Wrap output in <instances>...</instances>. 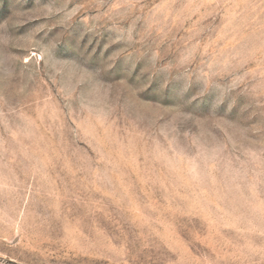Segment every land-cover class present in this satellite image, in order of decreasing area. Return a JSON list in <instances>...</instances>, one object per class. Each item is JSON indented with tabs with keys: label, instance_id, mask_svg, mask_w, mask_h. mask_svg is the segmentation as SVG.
I'll list each match as a JSON object with an SVG mask.
<instances>
[{
	"label": "rangeland",
	"instance_id": "obj_1",
	"mask_svg": "<svg viewBox=\"0 0 264 264\" xmlns=\"http://www.w3.org/2000/svg\"><path fill=\"white\" fill-rule=\"evenodd\" d=\"M0 264H264V0H0Z\"/></svg>",
	"mask_w": 264,
	"mask_h": 264
}]
</instances>
